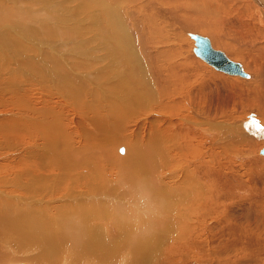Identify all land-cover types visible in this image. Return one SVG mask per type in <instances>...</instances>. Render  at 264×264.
Here are the masks:
<instances>
[{
    "label": "bare ground",
    "instance_id": "bare-ground-1",
    "mask_svg": "<svg viewBox=\"0 0 264 264\" xmlns=\"http://www.w3.org/2000/svg\"><path fill=\"white\" fill-rule=\"evenodd\" d=\"M121 1L123 4L126 2V0H67L68 5L64 6L60 3L62 2L60 0H0V102H5L3 106H7V108L9 106L17 110L15 112L17 125L12 121L15 124L9 126L8 120L5 119L6 122L0 118V135L2 136H0V153L1 151L4 154L5 151H17L15 155L18 156L20 153L18 158L26 159L19 148L25 145L45 148V144L53 138L61 142V147L56 154V157H58L56 160L58 171L56 170V172L60 175V178L55 185L51 181L52 175L49 171L52 169L49 166L40 167L37 164H28L16 159L13 161L12 166H9L12 168L11 171L8 166H0V172L3 171V174L7 170L12 172L13 169L15 171L18 169L24 174L22 180H28V183L25 184L20 180L21 177L17 179V173L14 176L0 177V184L2 185L13 182L21 183L18 191L27 187L22 193L24 196L20 194L18 198L8 195L10 192L17 191L15 188L7 192L0 189V264H4L16 255H23L32 264H57L55 263L57 261L60 264H153L163 256L167 244L174 241L175 245L179 246L182 243L177 236H169L173 231L174 222L170 219H164L166 215L162 212V209L172 217L180 206H186L189 210L200 209L197 204L205 202L208 199L206 196H208L209 199L212 197V217L216 215V218L212 219V228L216 226V219L226 218L227 214L219 207L234 191L235 187H231L234 184L232 183L229 186L226 182L237 177L238 170L232 163L228 164L232 166L230 170L233 169L228 172V176L219 170L214 171L215 169H212V174L216 176L214 180L221 182L224 193L215 192L214 189L210 193L206 191L203 180L190 178L193 174L202 173L204 165L203 162H200L186 174L184 183L173 188L200 185L204 189V192L200 193L201 197L187 196L172 199L168 196H162L161 207L157 212H153V210L149 211V209L156 206L150 199L152 192H146L143 202L130 206L131 223L129 225L125 224L126 227H124L128 231L126 229L119 235L114 236V233H110L104 228L110 224V219H105L104 216L105 208L110 209L111 206L110 204L105 206L103 204L104 196H98L101 194L102 189L108 187L121 188L120 174H116L114 170L119 166L130 165L129 159L122 160L115 165L113 160H109L106 154V146L107 140L110 141L109 138H112V132L107 131V126H111L113 132L124 131L128 125L121 122V119L130 111L134 112L129 119L132 123H138L140 115L136 113H141L145 116L161 114L163 115V117H160L163 124V121L167 120L165 116H168L166 111L174 110L178 105V102L172 103L171 101L178 96L176 95L178 86L176 82H172L175 75H168L163 71V69H167L164 62L165 58L161 60L163 61L162 66L158 60L151 61L156 77L153 82L150 79V58L171 57L175 52L174 46L169 44V36L165 33V20L161 16L157 17L162 27L156 31L148 30L152 19L148 10H144L143 7H148L149 3L139 4L136 7L130 5V7H123ZM161 2L164 4H181L182 2L190 7L189 10L192 11V14L205 18L211 16L209 17L211 20L213 19L212 16L220 20L225 9L231 10L236 14H231L233 15L231 18L227 17L230 24L238 25L243 29L246 27H255L254 29H256V26H258L264 30V0H162ZM55 6H59L61 11H56ZM151 10L154 12L153 8ZM250 16L253 20L250 19ZM189 17H191V14ZM94 26L96 28H93ZM190 30L182 28L183 34L185 33L188 37H191V41L193 40L194 47L192 51L195 56H198L194 51L196 48L194 36L196 35L207 38L213 49L223 52L214 48L207 36ZM100 32L109 34L115 42L122 43L126 56L119 57L117 61L114 60L119 52L118 47L113 45L110 51L114 57L106 62V57H99L96 63L86 60L91 59L92 53L98 51V47H93L92 44L96 40L95 35ZM135 35L138 40L145 43L146 58L142 55L140 60H136L138 40L134 38ZM244 36L245 39H251V34ZM250 42L254 43L252 40ZM67 44L71 48H76L77 51L72 52L71 48L68 49ZM263 49L264 46L260 48V50ZM53 52L57 53L58 57H52ZM223 53L226 57L232 59L225 52ZM87 55L90 57H87ZM197 58L201 59L202 57ZM205 63L210 64L207 61ZM238 63L245 74L238 75L235 73L233 77L251 78V74L245 68L244 63ZM94 65H96L95 69ZM35 66H40L48 76L38 79L35 76L36 72L32 71ZM120 67H122V70H119ZM93 72H102L103 74L100 77L104 80L105 77H108L109 84L104 86L101 78L100 81L95 83L90 82ZM126 74L129 77H138L144 81L146 95L141 102H125L121 98L117 90L116 79L120 75ZM48 80H50V84ZM157 87H160V89ZM255 87H258V84ZM4 94L7 95L6 98ZM244 96L250 99L259 95L252 89ZM102 101H105V103ZM259 104H261L260 101ZM1 106L0 108L3 107ZM72 113L82 121L81 125L79 122H74L77 120L74 119ZM171 115L168 117H171ZM12 116L11 118L14 120ZM126 117L129 118V116ZM85 118L88 120L87 123L83 121ZM107 118H110L109 121H107ZM185 119L182 118V120ZM245 120L247 119L236 120L232 124L216 122L214 125L218 127V130L223 131L220 140L236 138L232 143L240 145L251 143L253 138L264 139V125L260 126L254 121L246 122ZM86 124H89V126L87 127ZM207 125L208 129L204 131L212 135L214 125H212V122H208ZM70 126L72 128L71 133H68L69 131L66 129H69ZM157 127L154 118L152 121L142 123L141 129L146 130L148 136H142V141L146 146L141 144L140 137H135L128 144L131 153L128 156H131L135 169H147L155 157L164 159L165 156L169 155L168 147L173 145L169 140L170 138H166V141L154 138L157 136V131L160 133V131L168 130H164V126L163 129L157 130ZM32 128L35 129V133L28 134V131ZM80 130L82 139H75L72 143L71 137H75ZM172 132L171 138L180 135L184 137L181 139L183 143L182 152H188L191 149L188 142L192 134H186L183 129H176ZM12 133L16 138L17 146H14V143L10 141L13 137ZM120 151H122V148ZM36 156L41 158V156L35 154L30 155V157ZM213 163L216 164L215 160ZM250 165L252 164H242V171L251 173ZM176 167H178V163L169 165L167 170ZM40 170L48 172L50 176L46 178V176H39V173H34ZM155 173V171L151 172L149 177L152 178ZM57 174L55 173L54 176H57ZM230 175L232 176L230 177ZM63 181L65 182L62 184ZM96 182L98 184H95ZM43 183H49L51 186L48 188ZM39 184H43L39 193L52 188L55 194L63 191L64 196L70 195L68 206L71 212L65 213L67 215L63 214L64 216L42 217L35 214V216L28 218L10 210L5 205L11 202L13 203L12 206L19 207L21 201L23 204L25 203L23 213L30 216L28 211H34L39 205H33L32 201L26 198V195L30 198H32L31 196H37L38 190L35 193V188ZM217 184L219 185V183ZM168 185L170 184L168 183ZM228 187H231V190L227 189ZM66 188L69 191L65 194ZM95 189L97 191H94ZM254 189L258 194V189L256 187ZM91 191H93L92 194ZM90 194L91 205L89 202H85ZM200 198L201 200H199ZM78 199L84 201V209L81 205L76 204ZM220 211L224 213L222 216L219 214ZM49 219H57V222L54 225L50 224ZM199 220H194L192 228L200 223ZM94 221H100L102 226L92 225ZM9 224L13 225L9 230L10 235L7 236L3 234L2 228ZM17 231L23 236L21 240L15 238ZM130 234L137 236L136 243L141 244L136 245L129 251H124L126 246L130 244L128 242L131 239ZM11 237L14 239L13 244L8 245L7 242L10 241ZM149 243L153 245L154 252L152 251L148 256L147 245ZM39 246H43L44 249L49 247L51 249L48 253H42L38 251L40 250ZM14 249L17 250H15V253ZM71 253H76L78 256L66 259ZM51 256L53 257L51 258Z\"/></svg>",
    "mask_w": 264,
    "mask_h": 264
},
{
    "label": "rangeland",
    "instance_id": "rangeland-1",
    "mask_svg": "<svg viewBox=\"0 0 264 264\" xmlns=\"http://www.w3.org/2000/svg\"><path fill=\"white\" fill-rule=\"evenodd\" d=\"M60 1H62L60 2L62 5H68L67 0ZM161 1L148 0L146 2V0H126L124 4L121 1V5H124L123 7H128L129 5L131 7H136L139 4L143 5L149 3L148 7H143L144 10H148L149 16L152 19L148 30L156 31L162 27V25L159 24L157 17L159 18L161 16L165 20V33L169 36V44L174 46L175 52L171 55V57L150 58V79L153 82L156 77V73L153 69L151 61L158 60L162 66L163 61L161 60L165 58L164 62L166 63L167 69H163V71L168 75H175L172 78V82H176L178 86V90L176 92V95L178 96L175 95V99L171 101L172 103L178 102V105L174 110L166 111L168 116L171 114L172 115L171 117L165 116L167 120H164L163 124L160 118L163 117V115L149 114L148 116H145L141 113H136L137 115H140L138 118V123H132V121H129V119L134 112L130 111L121 119V122L128 125L124 131L113 132L112 127L107 126V131L112 132V138H109L110 141L107 140L106 146V154L109 160H113L115 165L122 160L129 159L130 165L119 166L114 170L116 174H120L121 188L108 187L102 189L101 194L98 196H104L103 204L105 206L110 204L111 206L110 209L107 207L105 208L104 216L105 219H110V224L104 228L110 233H114V236H117L121 232L125 231L127 229L124 228L126 227L125 224L129 225L131 223L130 219L132 218V213L129 212L130 206L137 204L138 202H143V197L145 196L146 192H152L150 199L156 206L149 209V211L153 210V212H157L161 207L160 202L162 196H168L172 199L187 196L201 197L200 193H203L204 189L200 185L196 187L186 186L185 188H173L178 187L181 183H184L186 181V174L200 162H203L204 165L202 173L193 174L190 178L203 180L204 184L206 185V191H209L210 193L213 189L215 192L224 193L221 182L214 180L216 176L212 174V169H215L214 171L219 170L223 172L224 175L228 176V172L233 170H230V167L232 166L228 164L232 163L233 166H235L238 170L239 174L232 181L226 183L229 186H231L233 183L234 185L231 187H235V189L232 193H230L231 195L225 199L224 203L220 204L219 207L220 210L227 214L226 218L222 220L216 219V226L212 228V219H215L216 215H213L212 217V197L209 199L208 196H206L208 199H206L205 202L197 204L200 209L198 208L189 210V208L186 206H180L176 209V212L172 217L169 213L162 209V212L166 215L164 219H170L174 222L173 231L169 236H177L182 243L179 246L175 245L174 241L167 244L163 256L160 259H157L153 264H264V155L260 152V148L264 146V139H256L252 137V142L249 144H233L232 142L236 138L228 140L225 138V140H220V135L223 133V131L218 130V127L214 125L216 122L232 124L236 120L240 119H247L245 120L246 122L254 121L260 126L264 125V49L260 50V48H263L264 46V30L258 26H256V29H254L255 27H246L243 29L238 25L230 24L227 17L231 18V16H233L231 14H236L231 10L225 9L220 20H217L212 16V22V20L209 18L211 16H207V18H205L197 14L194 15L192 14V11L189 10L190 7L183 4L182 2L181 4H164ZM54 8L56 11H61L59 6H55ZM151 8H153L155 13L152 12ZM190 14L191 17H189ZM250 19L253 20L251 16ZM252 23L250 24L251 26ZM229 26H233V29ZM93 28L96 27L94 26ZM182 28H187L188 30L191 29L190 31H196L207 36L214 48L222 50L229 57L234 59V61L244 63L245 68L251 74V78L242 79L233 77L235 76L234 73L225 72L214 67L213 65H211V67L209 66L210 64L208 65L205 63L206 61L204 59L201 58L205 62L197 58L199 56H195L192 51V48L194 47L193 40L191 41L190 36L189 38L185 33L183 34ZM246 29L247 31H245ZM254 32L258 34L256 35ZM237 33L239 36L236 35ZM250 34V40H252L254 43L250 42L249 38H244V35L248 36ZM95 37L96 40L92 46L96 48L98 47V51L93 52L91 59L86 60H91L93 63H96L99 60V57H106V62L111 57H114L113 53L110 51L113 45L118 47L119 52L118 56H116L114 60L117 61L119 57L126 56L122 43L115 42V40L109 34L100 32L99 34L95 35ZM134 38L138 40L136 35ZM222 41L224 42L222 43ZM144 45V42L138 40L136 60H140L142 55L145 58L147 57L144 51L146 50V46ZM67 47L68 49L71 48V46L68 44ZM70 50L74 53L77 51L76 48H71ZM52 57H58V54L53 52ZM87 57L90 56L87 55ZM95 67L96 65H94V69ZM119 70H122V67H120ZM32 71L36 72L35 76L38 77V79L48 76V74L40 66H35ZM102 74V72H93L90 82L95 83L96 81H100V76ZM101 81L104 82V86L109 84L108 77H105V80L101 78ZM48 83L50 84V80H48ZM256 84H258V87H255ZM116 85L121 98L125 102H141L146 95L144 81L141 78L129 77L127 74L120 75L116 79ZM157 88L160 89V87ZM252 89L261 98L259 96H254L253 98L251 97L248 99L247 96H244V94L251 91ZM4 96L5 98L7 97L5 94ZM259 101L261 104H259ZM102 102L105 103V101ZM4 104L5 102H0V106H3ZM0 111L2 112L0 114V118H2L4 121L8 120V122H6L9 124V126L16 123V109H13L9 106L8 108L7 106H3L0 108ZM11 116L14 118V120L11 118ZM126 116H129V118L127 119ZM183 117L186 119L182 120ZM153 118L156 120L158 126L157 130L160 128L163 129V126L165 128L164 130H168L164 132L160 131V133L157 131V136L154 138L164 141H166V138H170L169 140L173 145L168 147L169 155L165 156L164 159L155 157L147 169H135L133 167L134 163L131 156H128V154H131L128 144H130L135 137H140L141 144L145 145L142 141V136H148L146 134V130L143 131L141 129V125L144 122L152 121ZM74 119L77 120L74 121L75 123L79 122L81 125L82 121L75 115ZM109 119L110 118H107V121H109ZM83 121L87 123L88 120L85 118ZM208 122H212V125H214L212 127V135H209L206 131H204L205 129H208ZM15 125H17V123ZM86 126L88 127L89 124H86ZM71 129L72 128L70 126L69 129L66 130L69 131L68 133H71ZM176 129H183L186 134H192V137L188 142V145L191 147V149H189L188 152H182L183 143L181 139L184 138L182 135L177 136L176 138H171L173 134L172 131H176ZM34 133L35 129L33 128L28 131V134ZM81 133L82 132L80 130V132L78 131V133H76L75 137H71L72 143H74L75 139H82ZM12 136L13 137L10 141L11 143H14V146H17L16 138L14 137L13 133ZM45 145V148L30 147V145H25L24 147L19 148L20 152H23L22 155L26 159L18 158L20 153L18 156L15 155L17 154V151H11L15 153L5 151V154L1 151L0 166H12L15 159L28 164H37L40 167L44 165L49 166L52 169L49 171V173L52 175L51 181H53L55 185V183L60 178V175L56 172V170L58 171L56 168V160L58 159L56 154L61 147V142L56 141V139L53 138ZM73 146L76 147L75 145ZM121 148L122 151H120ZM32 154L41 156V158H38L37 156L30 157ZM214 160L216 164L213 163ZM176 163H178V167L167 170L169 165H174ZM249 163L252 164L249 166L252 172L246 173L245 171H242V164ZM9 169L10 171L12 170L11 167H9ZM153 171L156 173L152 178H150L149 175ZM6 172L7 174H5ZM5 173L3 174V171L0 172V177L6 175V177L9 175L14 176V174L17 173V179L21 177V181L25 182V184L28 183L27 179V181L22 180V178H24V174L18 169H16V171L13 169L12 172L7 170ZM34 173H39V176H46V178L50 176L48 172H44L43 170ZM55 173L57 176H54ZM231 176L232 175H230V177ZM144 178H146V180H144ZM64 182L65 181H63L62 184ZM168 183L170 185H168ZM217 183H219V185ZM43 184H39L38 187L35 188V193H37V190L38 193L37 196H31L33 199L26 195V198L32 201L33 205H39L34 209V211H28L30 216H27L23 213L25 203L23 204L21 201L19 207L12 206L13 203L11 202L6 203L5 205L10 210L20 213L28 218L35 216V214L42 217H55L61 216L65 213H70L71 210L68 206L70 203V195L67 194L68 196H64L63 191L59 194H55V192L52 191V188L39 193L40 187L43 186ZM95 184H98V182ZM1 185L2 184H0V187ZM20 185L21 183L18 182H13L10 184L5 183L0 189L6 192L14 188L17 189V191L13 190L14 192H10L11 194L8 193V195L10 197L18 198V195L20 194L24 196L22 193L27 189L26 187L18 191ZM44 185H46L48 188L51 186L49 183ZM231 187H228L227 189L231 190ZM254 187L258 189V194L255 192ZM65 191L66 192L64 193L66 194L68 193L69 189L66 188ZM94 191H97V189ZM92 193L93 191H91V194ZM91 194L88 196L87 201H85L89 202L90 205L92 203ZM199 200H201V198ZM76 204L81 205L83 209L85 208L84 201L78 199ZM223 212L220 211L219 214L222 216V214H224ZM41 213L44 214L42 215ZM153 218L159 219L158 217ZM195 219H200V223H198L195 228H192ZM56 220L57 219H49L50 224L54 225V223L57 222ZM12 225L13 224H9L5 228H2L3 234L9 236V230ZM92 225L102 226V223L100 221H94L92 222ZM130 236L131 239L128 240L130 244L126 246L124 251H129L136 245L141 244L136 243L138 239L137 236H134L133 234H130ZM15 238L21 240L23 236L17 231ZM13 240V237H11L10 241L6 242L8 245H12ZM185 241L189 242L186 243ZM38 248L40 249L38 251L42 253H48V251L51 249L50 247L48 249H44L43 246H39ZM15 250L16 249H14V253ZM152 251L153 245L149 243L147 245V255L149 256ZM75 256L78 255H76V253H71L66 257V259L69 257L75 258ZM52 257L53 256H51V258ZM70 261L71 260L69 259V262ZM19 262L32 264L27 261L23 255H16L10 258L4 264H17ZM55 263L60 264L59 261Z\"/></svg>",
    "mask_w": 264,
    "mask_h": 264
},
{
    "label": "water",
    "instance_id": "water-1",
    "mask_svg": "<svg viewBox=\"0 0 264 264\" xmlns=\"http://www.w3.org/2000/svg\"><path fill=\"white\" fill-rule=\"evenodd\" d=\"M194 39L196 41V48L194 51L199 57H202L214 67L225 72L245 74L244 70L238 62L226 57L223 52L213 49L207 38L196 35L194 36ZM260 152L264 154V146L260 148ZM17 264L26 263L19 262Z\"/></svg>",
    "mask_w": 264,
    "mask_h": 264
}]
</instances>
